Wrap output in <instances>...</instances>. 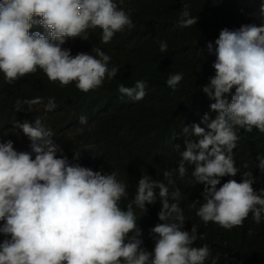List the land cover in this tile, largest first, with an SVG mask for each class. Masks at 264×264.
Wrapping results in <instances>:
<instances>
[{
    "label": "clouds",
    "instance_id": "1",
    "mask_svg": "<svg viewBox=\"0 0 264 264\" xmlns=\"http://www.w3.org/2000/svg\"><path fill=\"white\" fill-rule=\"evenodd\" d=\"M181 2L177 26L196 25L199 18ZM124 4L0 0V264H217L220 254L213 256L208 244L194 246L198 226L185 229L176 182L185 180L189 168L186 182L203 186L202 201L196 197L189 207L205 225L231 230L242 227L250 214L256 225L264 221V188L253 186L255 172L248 162L241 171L234 159L239 130L264 133V0L251 13L253 22L223 27L215 48L207 42L215 54L214 74L201 90L214 102L197 115L178 113L174 138L185 147L177 167L164 170L162 179L142 174L130 200L129 182L110 170L122 152L88 140L89 124L101 112L93 90L114 79L119 68L111 64L109 47L64 46L69 39L89 40L97 29L106 45L117 33L134 29V9ZM158 44L160 52L167 51L165 40ZM29 75L76 92L65 122L50 123L54 97L47 103L43 97L18 98L20 81ZM183 79V72L171 73L166 85L176 91ZM146 87V81L137 80L131 87L119 84L118 92L136 102L144 99ZM135 135L130 124L122 140L130 143ZM256 160L264 173V155ZM150 168L148 160L143 169ZM224 177L230 178L221 183ZM122 200L128 201L126 208ZM157 200L160 222L149 230L154 241L149 251L136 209L141 219Z\"/></svg>",
    "mask_w": 264,
    "mask_h": 264
},
{
    "label": "trees",
    "instance_id": "2",
    "mask_svg": "<svg viewBox=\"0 0 264 264\" xmlns=\"http://www.w3.org/2000/svg\"><path fill=\"white\" fill-rule=\"evenodd\" d=\"M189 4L192 16L198 17L196 25L188 28L177 26L183 8L181 0H125L124 7L134 9L132 20L136 27L131 31L117 33L109 44L100 43V30L90 32L89 40L69 39L64 45L74 49L91 42L92 46L109 47L112 53V66L119 71L114 79L105 81L103 86L93 90L95 99L100 103L101 112L94 116L89 124V142L100 144V148L116 149L122 152V158L110 167L119 173L118 178L129 182L130 200L136 190V184L142 174L154 179H162L163 171L174 169L178 165L179 151L185 147V141L174 138L179 131L174 127L178 113L197 115L200 108L210 110V101L201 90V85L214 74L212 63L215 54L207 49V42L214 41L223 27H239L242 23L253 22L251 13L259 8L262 0H184ZM250 8V9H248ZM258 23V21H256ZM168 44L166 52L159 51L158 41ZM123 60L129 63L124 66ZM183 72L184 79L178 89L173 91L166 85L169 74ZM21 79L23 92L20 99L54 97L58 107L51 111L50 123L66 121L71 106L76 100V92L63 90L58 84L46 81L41 75H29ZM137 80L146 81V96L140 101H131L118 92V85L134 86ZM76 90L75 88L69 86ZM41 90V91H40ZM43 91V92H42ZM14 91L11 95H15ZM41 94V95H40ZM15 104V103H14ZM44 106L43 104H40ZM59 108V109H58ZM136 126V135L130 143L122 138L127 127ZM239 147L234 156L236 165L241 167L248 162L249 169L255 172L256 189L264 188V173L256 168L257 155H264V133L253 129L251 133L239 130ZM176 141V142H175ZM179 146V149L176 146ZM150 160L151 168L144 170ZM241 167V171H244ZM191 168L184 181L177 178L176 186L181 189V207L185 215V229L198 226V238L194 246L208 244L212 255L220 254L217 264H264V221L256 225L251 214L242 227L226 230L215 223L205 225L189 207L192 200L200 196L202 185L189 184ZM230 177L221 179V183ZM235 179H240L238 173ZM127 200L121 201L126 208ZM148 213L141 219L136 209L137 224L143 229L144 247L154 248L149 230L158 220L160 202L148 205ZM252 229V235H249ZM210 264V261L206 262Z\"/></svg>",
    "mask_w": 264,
    "mask_h": 264
},
{
    "label": "bare ground",
    "instance_id": "3",
    "mask_svg": "<svg viewBox=\"0 0 264 264\" xmlns=\"http://www.w3.org/2000/svg\"><path fill=\"white\" fill-rule=\"evenodd\" d=\"M41 91V90H40ZM43 92V91H42ZM41 95V94H40ZM58 107V106H57ZM59 109V108H58Z\"/></svg>",
    "mask_w": 264,
    "mask_h": 264
},
{
    "label": "rangeland",
    "instance_id": "4",
    "mask_svg": "<svg viewBox=\"0 0 264 264\" xmlns=\"http://www.w3.org/2000/svg\"><path fill=\"white\" fill-rule=\"evenodd\" d=\"M71 158H73V156H71Z\"/></svg>",
    "mask_w": 264,
    "mask_h": 264
}]
</instances>
